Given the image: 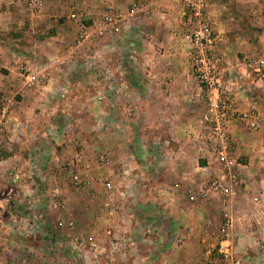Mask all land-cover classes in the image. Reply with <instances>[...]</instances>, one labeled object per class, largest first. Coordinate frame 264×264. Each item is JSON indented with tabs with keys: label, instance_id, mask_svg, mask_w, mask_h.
<instances>
[{
	"label": "rangeland",
	"instance_id": "rangeland-1",
	"mask_svg": "<svg viewBox=\"0 0 264 264\" xmlns=\"http://www.w3.org/2000/svg\"><path fill=\"white\" fill-rule=\"evenodd\" d=\"M259 62L264 0H0V264H264Z\"/></svg>",
	"mask_w": 264,
	"mask_h": 264
},
{
	"label": "built area",
	"instance_id": "built-area-1",
	"mask_svg": "<svg viewBox=\"0 0 264 264\" xmlns=\"http://www.w3.org/2000/svg\"><path fill=\"white\" fill-rule=\"evenodd\" d=\"M139 7L140 3L135 2L133 11L137 10ZM188 9L196 11L194 13V19H196L198 23V29L192 31L191 39L194 41L195 47L199 50L201 49V51H197L195 53V70L206 90H218V88L221 87V82L217 77V70L215 67L217 63L216 56L210 51L202 50V48L204 47L208 48L215 41L212 37V31L210 30L208 24L204 21L202 8H200L196 4L189 3ZM116 19L118 20L117 17ZM192 19L193 18L190 17V20ZM105 22L110 26L115 25V13H113L112 15H107L105 17ZM254 72H256L258 76L264 77V63H257L254 66ZM214 105L220 109L218 110L219 117H217L216 120L218 122H226L230 117V114H228V111L225 107L226 102L219 99L215 101ZM217 158L225 161V152L223 150L217 152ZM226 225L228 227L231 226V220L229 218H227L226 220ZM226 230L227 228H223L224 233L227 232ZM211 251L212 250L208 251L207 259L202 264H243L241 259H239L232 251V244L228 241L220 243L219 249L216 253H212Z\"/></svg>",
	"mask_w": 264,
	"mask_h": 264
},
{
	"label": "crops",
	"instance_id": "crops-1",
	"mask_svg": "<svg viewBox=\"0 0 264 264\" xmlns=\"http://www.w3.org/2000/svg\"><path fill=\"white\" fill-rule=\"evenodd\" d=\"M150 259H152V257H147V261L150 260Z\"/></svg>",
	"mask_w": 264,
	"mask_h": 264
}]
</instances>
